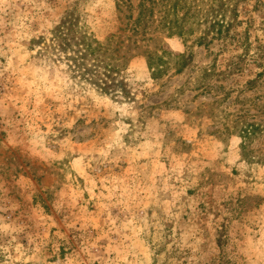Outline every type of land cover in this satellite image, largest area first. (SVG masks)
I'll list each match as a JSON object with an SVG mask.
<instances>
[{"label":"rangeland","instance_id":"rangeland-1","mask_svg":"<svg viewBox=\"0 0 264 264\" xmlns=\"http://www.w3.org/2000/svg\"><path fill=\"white\" fill-rule=\"evenodd\" d=\"M120 3L0 0V264H264L261 68L205 91L237 50L135 33ZM163 50L188 62L155 78Z\"/></svg>","mask_w":264,"mask_h":264},{"label":"trees","instance_id":"trees-1","mask_svg":"<svg viewBox=\"0 0 264 264\" xmlns=\"http://www.w3.org/2000/svg\"><path fill=\"white\" fill-rule=\"evenodd\" d=\"M120 5L131 11L126 17L135 33L166 31L167 36H180L185 41L193 38L197 45L210 47L219 42L221 51L237 50L229 64H226L228 65L226 70L216 69V63L201 69L195 82L205 91L212 89L209 84L212 77L221 78L226 73L242 72L244 67L251 63L261 69L257 71L255 78L248 81V86L264 87V0H139L135 6L132 0H121ZM256 11L262 12L260 24H256L254 15ZM86 42L88 54L97 58L100 54L110 52V47L101 44L93 47L92 42ZM165 54L171 53L163 50L160 54L147 55L149 67L153 70L152 75L155 78L168 71L172 61L177 67V72H181L187 65L188 59L185 54L174 55V60L164 57ZM108 67L114 69L112 65ZM223 90L224 98L218 103L228 98L231 93L225 88ZM261 97L263 100L255 104L264 115V94L257 96L256 99ZM261 126V123H247L239 128L244 140L243 148L246 149L249 141L262 129ZM224 130L228 134L230 127Z\"/></svg>","mask_w":264,"mask_h":264}]
</instances>
